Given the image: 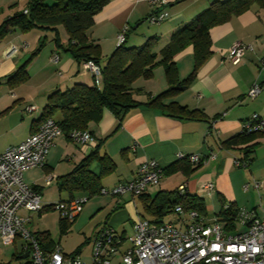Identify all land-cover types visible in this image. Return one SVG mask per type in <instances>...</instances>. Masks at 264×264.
Returning a JSON list of instances; mask_svg holds the SVG:
<instances>
[{"label": "crops", "instance_id": "obj_1", "mask_svg": "<svg viewBox=\"0 0 264 264\" xmlns=\"http://www.w3.org/2000/svg\"><path fill=\"white\" fill-rule=\"evenodd\" d=\"M213 1L171 0L168 6L170 16L161 24L146 28L145 23L156 11V6L149 0H110L96 15L95 23L88 32L101 48L109 43L116 44L118 34L125 26L130 30L144 26L145 30L140 33L141 41L153 35L170 38L176 29L190 22ZM211 36L212 55L198 70L196 79L187 89L164 101H176L190 109L202 110L204 115L198 118L186 115L175 117L167 109L142 105L130 109L119 124L120 120L114 113L104 110L100 121L91 123L89 127L95 137V145L79 144L66 134L56 138L40 170L45 176L51 174L55 178L47 185L45 177L43 182L38 180L32 184L42 190L45 204L86 194L81 191L70 193L61 184L95 148L98 155L90 163V169L100 176V184L104 188L133 180L138 167L150 159H156L164 169L178 165L177 170L165 175L160 184L150 186L140 195L126 192L109 195L99 201L92 210L104 211L99 215L100 222L95 225L92 235L86 236L82 245L78 246L81 253L85 244H90L92 249L94 234L105 224L125 236L128 234V223H132L134 232L138 218L156 223V216L147 213L145 204L151 203L159 191L177 190L182 184L186 185L185 194L196 195L202 200L203 215L207 218L218 216L222 206L227 207L230 203L239 209L255 211L260 216L264 214L261 212V209L264 211L263 193L257 192L256 188L252 190L251 186L248 189L244 187L250 178H264V134L258 133L235 147L224 144V141L242 132L244 121L254 114L264 116V7L254 4L228 22L212 27ZM237 41L253 44L254 49H248L243 60L234 63L229 53ZM14 43L20 45L21 50L15 56L7 57L4 51ZM32 44L26 33L20 31L0 38V152L19 144L39 128L41 123L37 121L52 92L65 90L78 82L92 85V74L85 71L70 53H61L56 46H52L50 56L53 60V56L59 54L58 64L50 58L47 60V57L43 63L39 62L42 55L39 54L28 66L30 77L27 81L15 86L8 84V76L31 56L34 51ZM175 60L180 79L188 77L194 68L193 45L180 51ZM165 81L164 88L163 85L157 90L150 87L136 98L146 101V92L159 94L169 86L167 79ZM255 84H259L262 90L258 96L251 98L248 92ZM28 106H35V109L29 112ZM180 153L197 154L205 161H190L189 167L185 161L187 158L178 157ZM104 156L108 161L106 166L109 165L107 169L99 158ZM236 158L248 161V165L238 166ZM172 182L175 183L173 187H166ZM210 183L214 184L213 189H209ZM209 205L215 208L212 217ZM140 206L143 211L139 210ZM43 214L35 216L42 217ZM147 214H151V218ZM162 220L179 223V215L176 213L169 220L165 217Z\"/></svg>", "mask_w": 264, "mask_h": 264}, {"label": "trees", "instance_id": "obj_2", "mask_svg": "<svg viewBox=\"0 0 264 264\" xmlns=\"http://www.w3.org/2000/svg\"><path fill=\"white\" fill-rule=\"evenodd\" d=\"M109 1L28 0L24 10L15 11L0 24V38L15 31L26 33L36 28L49 29L54 32L53 39L57 47L70 53L77 62L83 64L88 60H93L101 66V78L97 80L93 76L95 84L78 82L65 90L58 89L48 97V103L37 122L42 124L47 119L52 118L59 123L64 134L68 136L73 130L90 131V124L99 122L104 110H110L114 113L120 120L119 124L130 109L142 105L167 109L170 111V115L175 117L186 115L189 118H198L204 115L202 110L190 109L176 101L169 103L164 101L187 89L196 79L198 70L212 55V27L228 22L234 15L249 10L254 4L264 7V0H215L190 22L176 29L160 51H157L156 48L161 38L156 35L149 36L141 45L127 46L126 42L130 30L127 26L126 41L117 45L113 53L103 62L101 46L90 37L88 30L94 25L96 15ZM149 19L148 21L151 23ZM60 25L65 27L69 36L66 44L63 43L60 36ZM44 45L43 40L39 47L32 52L29 59L8 76V84L15 86L29 79L28 66L40 54ZM188 45H193L194 48V68L188 77L180 79L175 57ZM158 65H162L165 70L168 88L157 95L146 92L148 99L146 101L138 100L136 96L145 91L136 86L137 80L140 78L151 79ZM256 134L258 132H246L242 127L240 134L230 137L224 141V144L235 147L240 143L247 142ZM246 149L248 150L246 154H248L250 152L249 146ZM97 152L98 150L95 148L71 174L62 180L61 187L63 189L70 193L84 192L86 193L84 195L88 196L89 199L100 195L103 188L100 184V176L90 169V163L97 157ZM99 158L104 169H107L109 167V165L106 166L107 157ZM186 158V163L191 167V160ZM244 165H248V161L245 160ZM177 167L178 165L168 167L165 169V175L176 171ZM178 204H182L186 210L196 209L203 214L202 200L196 195H180L179 189L159 191L151 203L145 204V209L156 216V223H162V218L169 212H174V207ZM239 210L237 206L230 203L227 207L223 205L217 213L226 229L230 231L236 229ZM74 221L70 222L61 218L62 235L67 234ZM120 234L124 236L123 233ZM36 236L44 249L46 248L45 250H52L57 245L48 230L37 231ZM21 255L22 253L19 252L20 258ZM16 257L18 256L16 255Z\"/></svg>", "mask_w": 264, "mask_h": 264}, {"label": "built area", "instance_id": "obj_3", "mask_svg": "<svg viewBox=\"0 0 264 264\" xmlns=\"http://www.w3.org/2000/svg\"><path fill=\"white\" fill-rule=\"evenodd\" d=\"M156 6V12L150 22L159 24L170 16L168 5L171 0H149ZM125 26L118 34L117 45L126 41ZM253 44L237 41L230 49L229 58L238 63L243 60ZM19 47L12 44L6 50V56H15ZM59 54L53 61H59ZM82 68L90 72L97 80L101 78V66L93 60L82 64ZM262 87L255 84L248 92L251 98L260 94ZM35 106H28L29 112ZM246 132L264 133V116L254 114L242 125ZM64 134L59 123L49 118L25 140L11 145L0 152V242L13 245L18 238L25 241L21 253H29L25 264H89L83 260L78 249L72 253L64 252L59 244L52 250H45L32 232L29 224L35 215H42L48 208L59 212L62 219L74 221L83 211L88 196H76L69 200H61L45 204L42 190L29 185L24 180V173L34 167L43 166L55 140ZM71 138L82 145H95V137L89 130H73ZM180 159L188 157L192 162L205 161L197 154L180 153ZM238 166L245 164L235 159ZM165 176V169L156 159L143 162L131 181L121 183L113 188H102L100 194L122 195L130 192L133 195L144 193L150 186L160 184ZM55 177H47L50 184ZM257 188L261 187L255 182ZM213 189L214 184H209ZM248 184L245 185L247 189ZM180 195L186 193V185L179 188ZM179 215V223L163 221L153 223L145 218H138L134 225V234L126 244V237L118 233L112 226L105 224L92 238V263L115 264H264V214L240 209L236 222L244 224V230H228L218 216L207 218L196 209L186 210L182 204L174 207ZM236 228V227H235Z\"/></svg>", "mask_w": 264, "mask_h": 264}, {"label": "rangeland", "instance_id": "obj_4", "mask_svg": "<svg viewBox=\"0 0 264 264\" xmlns=\"http://www.w3.org/2000/svg\"><path fill=\"white\" fill-rule=\"evenodd\" d=\"M8 1L9 0H0V24L7 17L11 16L15 11L24 10L28 0H13L11 3H8ZM221 1H225V0H221ZM145 27L146 28L147 27H154V25L149 23V22H146ZM145 27L143 26V27H140L136 30L131 29L130 30V37H129L128 41L126 42V45L127 46L141 45L144 41L140 40V33H142L145 30L144 29ZM59 32H60V36H61L63 43L66 44L69 37H67L68 33H67V31L63 25L59 26ZM26 37H27V39H29L30 41L33 42L32 46H31L32 50H36L39 47L41 41L44 40L45 45L43 46V49L40 52V54H42V55L40 57L39 62L43 63L44 62L43 60H45L46 57H47V60H48V58H50V61L52 60L51 56H50L52 46L57 47V44L55 43V40L53 39L54 38V32L53 31H51L49 29L36 28V29H32V30H29L28 32H26ZM168 39H169L168 37H162L160 39L159 45L156 48V50L160 51V49L167 43ZM14 45L19 47V51L21 50L20 45L15 44V43H14ZM9 47H7L6 50ZM116 47H117V42H116V44L109 43L104 48H101V56H102L103 62L105 61L106 58H108L113 53V51L115 50ZM31 49L29 51H31ZM6 50L4 51L5 54H6ZM59 50L61 53L66 52L63 48H61V49L59 48ZM24 51L25 50H22V52H24ZM27 59H29V57ZM25 61H27V60H25ZM52 62H54V64L59 63V61L55 62L53 60H52ZM54 66H57V65H54ZM165 75L166 74H165V70H164L163 66L158 65L155 68L154 76L151 79L140 78L137 80L136 86H139L144 90H148V89H150V87H152V89L154 87L156 90L161 89L162 85H163L162 88H164L165 84H166L165 79H167ZM90 78H91V83L95 84V80H94L93 75ZM40 170H42V168H41V166H38V167H34V168L30 169L29 171H27L25 173V176H24L25 182L29 185H32L34 183V181L40 180L41 182H43L42 179L45 177L44 183L46 184L47 183V177L49 174H46V176H45V174L44 173L42 174V172ZM256 181L261 184L260 188L256 187V185H255ZM246 184L251 186L252 190H254L256 188L257 192H262L263 193V199H264V189H263L264 188V178H260V180L255 179V178H252V179L250 178V179L246 180L244 187ZM174 185H175V183L172 182L170 184H167L166 187H173ZM108 196L109 195L100 194V195L94 196L91 199H89L84 205L83 209H85V210L83 211L82 216H80L78 220L76 218L77 221L74 222L72 228L67 232V234H64V235L61 234V229H60L61 216H60L58 211L53 210V209H49L47 211V213L43 214L42 217L35 216L33 222H31L28 227L31 228L32 232H34V233L37 231L48 230L50 232L51 238L53 240H55L60 245L61 248H63L64 252L72 253L78 249V246L80 244L82 245V243L85 241L86 236L92 235V232L95 228V225L98 222H100L98 217L104 211V210H102L101 212H97V210L94 211V210H92V208H94L99 201H102V199L104 197H108ZM139 210L143 211L142 206H140ZM92 211H94V212H92ZM261 212H262V214L264 213V211L262 209H261ZM91 213H93V214H91ZM147 213H149V212H147ZM214 214H215V208L213 206L209 205L210 217H212V215H214ZM175 215H176V213L171 211V212H169V214H166L165 220H169L170 218L174 217ZM147 217L151 218V214L150 215L147 214ZM97 220H99V221H97ZM127 227H128V234L125 235V237L127 238L125 245H130V241H129L128 237H131L134 234L133 229H132V223L131 222L128 223ZM244 228L245 227H244L243 223L236 222V229L244 230ZM24 243H25V241L22 240L21 238H18L16 243L13 245H4L0 242V264H25L27 262V259H22L19 257V252L21 251L22 245ZM82 248L84 249V251L82 253L83 260H85L86 262L91 264L92 263V249H91L90 244H85L82 246ZM16 255L18 257H16ZM120 259H121V257L118 256L115 259V264Z\"/></svg>", "mask_w": 264, "mask_h": 264}, {"label": "water", "instance_id": "obj_5", "mask_svg": "<svg viewBox=\"0 0 264 264\" xmlns=\"http://www.w3.org/2000/svg\"><path fill=\"white\" fill-rule=\"evenodd\" d=\"M28 255H29V253L27 252V253H25V254H23V255H21V258H27L28 257Z\"/></svg>", "mask_w": 264, "mask_h": 264}]
</instances>
